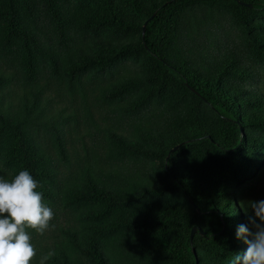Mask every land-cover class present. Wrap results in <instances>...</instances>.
Wrapping results in <instances>:
<instances>
[{"label":"trees","instance_id":"1","mask_svg":"<svg viewBox=\"0 0 264 264\" xmlns=\"http://www.w3.org/2000/svg\"><path fill=\"white\" fill-rule=\"evenodd\" d=\"M259 17L264 0H0V101L14 96L0 104V176L28 170L75 222L33 264L49 251L45 264L243 256L244 203L264 200ZM63 95L124 125L107 126L105 161L59 188L75 113L49 103Z\"/></svg>","mask_w":264,"mask_h":264},{"label":"clouds","instance_id":"2","mask_svg":"<svg viewBox=\"0 0 264 264\" xmlns=\"http://www.w3.org/2000/svg\"><path fill=\"white\" fill-rule=\"evenodd\" d=\"M37 187L28 170L19 171L10 181L0 176V264H31L36 257L28 229L42 235L54 217ZM249 208L253 214L248 225L241 224L236 230V238H244L247 248L242 257L234 255L231 264H264V200L244 203L245 212ZM53 255L49 251L39 264Z\"/></svg>","mask_w":264,"mask_h":264},{"label":"rangeland","instance_id":"3","mask_svg":"<svg viewBox=\"0 0 264 264\" xmlns=\"http://www.w3.org/2000/svg\"><path fill=\"white\" fill-rule=\"evenodd\" d=\"M257 20H264V17L256 18ZM127 63H140L141 58L139 54L125 55L123 60ZM13 93H5L3 95L0 104L12 101ZM58 102L49 103V107L52 111H62L63 113H75V116L68 120L67 133L65 134L66 149L70 159V166L61 167V172L58 175V187H62V180L70 177L78 176L85 166L90 164L102 156V161H105L103 157L104 145L106 142V128L107 126H113L119 128L120 125H124L123 121H115L111 116L104 111L103 106H95L92 108V113L88 114L81 108V104L77 99L72 104L63 95ZM119 123V125H117ZM99 163V162H98ZM157 165V161L153 162V168ZM48 206L53 210L54 217L50 222V227L41 234H32V243L36 249V257L31 261V264L38 259V253L46 248L52 247L53 244H62L64 239L61 236V230L67 228L71 224H75L74 215L71 211L63 208L58 195L49 202ZM253 214V213H252ZM239 250H242L239 249ZM206 264H210L207 262Z\"/></svg>","mask_w":264,"mask_h":264},{"label":"water","instance_id":"4","mask_svg":"<svg viewBox=\"0 0 264 264\" xmlns=\"http://www.w3.org/2000/svg\"><path fill=\"white\" fill-rule=\"evenodd\" d=\"M193 231V229H191V232Z\"/></svg>","mask_w":264,"mask_h":264}]
</instances>
